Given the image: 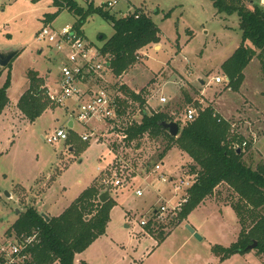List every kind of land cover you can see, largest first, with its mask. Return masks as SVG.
I'll return each instance as SVG.
<instances>
[{"label": "rangeland", "instance_id": "rangeland-1", "mask_svg": "<svg viewBox=\"0 0 264 264\" xmlns=\"http://www.w3.org/2000/svg\"><path fill=\"white\" fill-rule=\"evenodd\" d=\"M249 1L243 0V4L249 7ZM257 1L261 6L263 0ZM77 2L85 9L90 2L98 8L107 0ZM117 2L108 11L110 15L121 18L137 10L145 12L157 26L160 42L138 52L135 63L119 77L106 69V83L111 82L110 85L116 84L119 88L125 86L139 93L145 101L143 109L147 113L165 111L173 122L181 124H184L183 115L188 108L199 113L209 105L215 115L229 122L231 136L238 134L247 142L246 163L253 168L264 161V78L261 66L256 58L250 61L237 91L228 87L220 67L241 43L237 15L216 14L208 0ZM0 4V54L17 53L6 67L0 68V88L9 81V105L0 118V244H3L7 240V230L26 207L34 206L40 214L45 212L50 217H58L81 192L104 178L103 170L113 157L101 143L81 142L79 135L85 129L77 123L72 132L66 129L67 141H58L54 145L45 143L44 136L68 126V116L63 108L47 101V109L30 123L15 107L27 89L28 71L44 77L52 93L58 90L62 58L46 41L37 39V33L48 24L44 22V15L54 14L56 8L51 0H0ZM103 11L106 10L103 8ZM168 12L170 17L164 19ZM76 20L64 9L50 26L54 31H60L66 26L72 27ZM112 33L111 23L94 13L79 28V35L84 36L92 52L99 50ZM65 52L63 50L62 54ZM215 77L225 81L215 85L212 82ZM163 97L165 102L160 105L159 98ZM72 101L66 107L73 108ZM131 105L134 115L137 110H143L137 102L131 101ZM253 135L255 141H252ZM166 144V140L151 139L146 135L139 142L125 144L123 149L114 147L115 153L122 156L128 168L133 170L129 174L124 172L123 178L129 183L126 187L110 191L116 206L111 210L105 235L97 243L104 247L106 264H264V258L253 252L237 253L220 260L214 253V247L229 248L233 245L241 227L231 208L237 198L227 196L223 188L220 191L225 194L216 197L217 204L206 199L163 241L154 242L149 236L140 238V223L152 219L151 212L160 204L161 195L170 196L169 186L161 184L158 176H145L144 171L153 165L141 171L148 160L155 163ZM161 163V173L168 177L177 176L181 171L189 173L192 165L190 158L175 146L165 153ZM136 189L143 191V197L134 194ZM5 192L8 193L6 197ZM224 200L228 202L226 206ZM42 202L46 209H43ZM259 212L264 217V207ZM178 214L161 229L151 225L153 233L165 237L176 223ZM128 221L130 228L126 229L124 224ZM251 221L247 219L245 226ZM186 225L196 229L200 241ZM110 241H116L117 245L113 246L119 249L113 247L110 250L107 246ZM88 254L83 256L86 258ZM97 262L95 259L94 263ZM94 263L92 261L91 264Z\"/></svg>", "mask_w": 264, "mask_h": 264}, {"label": "trees", "instance_id": "trees-1", "mask_svg": "<svg viewBox=\"0 0 264 264\" xmlns=\"http://www.w3.org/2000/svg\"><path fill=\"white\" fill-rule=\"evenodd\" d=\"M51 1L56 12L45 15V22L51 23L60 11L66 9L77 18L73 24L77 32L92 13L111 23L112 36L102 44L99 52L107 58L110 70L116 77L122 75L135 63L138 52L160 42L159 30L145 12L137 10L125 17L117 18L103 11V6L95 8L92 2L84 9L79 6L77 0ZM208 1L212 3L216 14L229 17L236 14L239 19L241 43L232 57L220 66L228 87L232 91L238 90L243 80V72L253 58L258 60L264 78V10L259 2L250 0V6L246 7L243 0ZM169 15L170 12L166 13L164 19L169 18ZM100 39L103 40V37ZM8 87L7 80L0 88V116L9 105ZM120 88L122 99L119 105L123 111L128 108L129 100L137 102L142 109L145 107V101L139 93L125 86ZM44 91L43 80L36 72L28 71L27 89L15 107L30 123L38 119L47 109L48 102ZM143 112H145L144 109L140 122L128 128L126 144L139 142L146 135L151 139L166 140L167 144L156 157L155 163L152 159L148 160L141 171L146 170L149 165L162 162L165 153L175 146L190 158L192 165L189 173L196 175L195 183L187 190L188 200L176 217V223L166 235L181 224L202 202L210 199L218 186L222 185L227 196L237 198L231 208L241 227L233 245L229 248L214 247V253L219 260L226 259L237 253L249 252L246 248L256 242L254 252L264 258V217L259 212L264 207V161L253 168L246 163L244 153L249 146L241 149L239 153L233 149L235 142L241 144L244 139L238 134L231 136L229 122L215 115L213 108L209 105L200 110L192 122L181 124L175 121L179 129L177 137H171L163 128V122H173V118L167 112H146L145 115ZM138 148L139 143L136 144V149ZM102 191L100 181L94 182L81 192L58 217L50 218L49 221L41 217L34 206H28L7 230V236L37 235V243L31 250V264H74V258L106 232L110 211L116 202L110 198L107 202L100 203L98 197ZM216 192L222 193L218 190ZM223 202V204L228 203L225 200ZM247 219L252 220L248 227L245 226ZM150 221L154 220H148V225L145 226L146 232L157 243L163 241L166 236L155 235L152 227L157 226L161 229L166 224H170L172 219L166 224Z\"/></svg>", "mask_w": 264, "mask_h": 264}, {"label": "built area", "instance_id": "built-area-1", "mask_svg": "<svg viewBox=\"0 0 264 264\" xmlns=\"http://www.w3.org/2000/svg\"><path fill=\"white\" fill-rule=\"evenodd\" d=\"M117 3V0H107L106 4H103V8L108 12ZM261 8L264 10V0L261 2ZM126 15L128 14L126 13L123 17ZM37 39L46 41L52 50L62 58V64L59 68L58 90L52 93L44 86V96L50 104L63 108L68 116L66 122L72 124V129L68 126L58 128L53 134L44 136L43 141L50 145L57 144L58 141H67L66 129L68 132H72L75 123L82 125L85 131L79 135L80 141L89 144L101 143L107 147L108 155L113 157V160L103 170L104 178L100 180L103 191L107 190L110 194L112 189H123L129 184L123 178L124 172L129 174L132 173L133 169L130 168V170L125 159L115 153L114 147L124 148L126 132L129 127L140 122L142 110H137V114L134 115L129 100L128 108L123 111L119 105V101L122 99L121 88L116 84L110 85L111 82L106 83L104 79L106 69L110 70L107 58L99 50L90 51L84 36L79 35L74 26H66L60 31H54L48 23L37 33ZM63 50L66 51L64 54H62ZM100 59H103L104 63ZM224 81L225 79L221 77L212 79L215 85ZM69 101H72L71 106L73 108L71 109L66 107ZM164 102V97L159 98L160 105H163ZM143 113L145 115L146 109ZM197 114L195 110L188 108L183 115L182 122H192ZM90 126L93 127L90 129ZM255 138L253 135L252 141H255ZM246 146V141L241 144L235 142L233 149L241 150L245 149ZM116 166L119 168H115ZM162 168L163 164L158 162L150 170L145 171L146 177L158 176L161 184L169 186L168 193L170 196L161 195L160 204L151 212L152 219L158 224H166L181 211L188 200L187 190L195 183L196 179L195 174L183 173L182 171L177 176L168 177L161 173ZM107 171L109 172L108 175ZM134 194L137 197L144 195L141 189H136ZM147 223L148 221L146 223L142 221L140 227H145ZM36 237V234L20 237L14 234L7 236L6 242L0 244V264H31V250L37 243Z\"/></svg>", "mask_w": 264, "mask_h": 264}, {"label": "crops", "instance_id": "crops-1", "mask_svg": "<svg viewBox=\"0 0 264 264\" xmlns=\"http://www.w3.org/2000/svg\"><path fill=\"white\" fill-rule=\"evenodd\" d=\"M45 16V15H44ZM43 18H45V17H43ZM44 22H45V19H44ZM37 74V73H36ZM42 80H43V82H44V86H46L47 87V81L45 80V78L44 77H42V76H40L39 74H37ZM46 81V82H45ZM6 109H4V112L7 110V107H5ZM4 112L2 113V115L0 116V118L1 117H3V114H4ZM69 123L70 122H66V124H68L69 125ZM75 128V127H74ZM70 129H72V126H71V128ZM74 130V129H73ZM262 137H264V135L262 136ZM70 142H71V145L72 146H74V144H73V142H72V140H70ZM70 145V146H71ZM70 151H72L71 149H70ZM181 152V151H180ZM181 154H183L184 156H186L183 152H181ZM223 187H222V185H220V186H218V188L214 191L215 193L213 194V196L210 198V199H208V200H210V202H212V203H214L215 204V199H216V197L220 194V195H223L224 193H219V192H216L217 190L218 191H220V189H222ZM219 195V196H220ZM110 196H111V194H110ZM111 198V197H110ZM215 201V202H214ZM116 202V201H115ZM219 202V201H218ZM203 203H205V202H202L201 204H203ZM201 204L198 206V207H200L201 206ZM216 204H217V202H216ZM41 205L42 206H45V204H44V202H42L41 203ZM41 205L38 207L39 209L41 208ZM116 206V205H115ZM114 206V207H115ZM224 206H226V204L224 205ZM228 206V205H227ZM113 207V208H114ZM197 207V208H198ZM46 209L47 207L45 206V207H43V209ZM196 208V209H197ZM195 210V209H194ZM111 212V211H110ZM42 213H45V212H42ZM39 214H40V212H39ZM47 216H48V213H45ZM61 214V213H60ZM59 214V215H60ZM110 215H111V213H110ZM236 215V214H235ZM189 216V215H188ZM49 218H53V217H50V216H48ZM187 219V218H186ZM185 219V220H186ZM110 220V219H109ZM185 220L182 222V223H184L185 222ZM237 221H238V219H237ZM109 223V222H108ZM180 225V224H179ZM107 226H108V224H107ZM107 226H106V228H107ZM124 227L126 228V229H129L130 228V223H129V221L128 222H126L125 224H124ZM140 227V226H139ZM192 228V227H191ZM140 233H139V236H140V238H142V237H151L146 231V229H145V227H140ZM193 230H194V233L196 232V229L195 228H192ZM106 230V229H105ZM239 232H240V228H239ZM106 233V232H105ZM170 234V233H169ZM168 234V235H169ZM192 234V233H191ZM105 235V234H104ZM168 235H166V237L168 236ZM103 236V235H102ZM102 236H100V237H98L96 240H95V242H93L89 247H88V249H86L84 252H82V253H80V254H78L75 258H74V264H76L77 262L79 263V264H91L92 263V261H93V263H94V260L95 259H97V263L96 264H106V262H107V255H106V253H105V250H104V247H102V246H98V244L97 243H99L100 242V239H101V237ZM165 237V238H166ZM152 238V237H151ZM153 239V238H152ZM153 241L154 242H156L154 239H153ZM236 241H234L233 243H235ZM232 243V244H233ZM117 245V243H116V241H110L108 244H107V246H109L110 248V250H113V247H115V249H119L117 246H113V245ZM93 248H94V252L92 253V250H93ZM249 252H253V253H255L254 251H249ZM85 253H89L88 254V256H86V258L83 256V255H85ZM92 253V254H91ZM239 254V253H238ZM236 255V254H235ZM259 256V255H258ZM82 257H84L83 259H82ZM261 257V256H260ZM229 258V257H228ZM85 259H87V262H85ZM125 259H123L122 260V262L124 261ZM95 264V263H94Z\"/></svg>", "mask_w": 264, "mask_h": 264}, {"label": "water", "instance_id": "water-1", "mask_svg": "<svg viewBox=\"0 0 264 264\" xmlns=\"http://www.w3.org/2000/svg\"><path fill=\"white\" fill-rule=\"evenodd\" d=\"M16 54H17L16 52H9L6 54H4V53L0 54V68L6 67L11 62V60L15 56H17ZM106 66L108 67V65H106ZM71 126H72V124L69 123L68 127L71 128ZM163 128H165L168 131V134L171 137H177L179 129H178V125L175 122H163ZM236 152L239 153L240 150L237 149ZM4 196L5 197L8 196V193L5 192ZM109 199H110V194L108 193L107 190L101 192L99 197H98V200L100 203H105ZM41 217L45 218L46 221H49V219H50L45 213H42ZM185 227L188 228V230L194 235L195 239H197L198 241L201 240V238L196 233H194V230L192 228H190L188 225H186ZM256 246H257L256 242H253L252 245H250L246 248V250L247 251H253V250H255Z\"/></svg>", "mask_w": 264, "mask_h": 264}]
</instances>
